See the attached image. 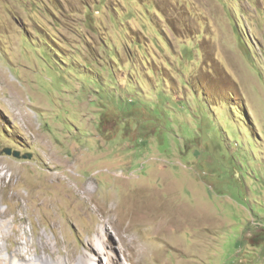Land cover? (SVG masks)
I'll return each mask as SVG.
<instances>
[{
    "label": "rangeland",
    "instance_id": "rangeland-1",
    "mask_svg": "<svg viewBox=\"0 0 264 264\" xmlns=\"http://www.w3.org/2000/svg\"><path fill=\"white\" fill-rule=\"evenodd\" d=\"M0 161L39 252L119 215L147 264H264V0H0Z\"/></svg>",
    "mask_w": 264,
    "mask_h": 264
},
{
    "label": "bare ground",
    "instance_id": "bare-ground-1",
    "mask_svg": "<svg viewBox=\"0 0 264 264\" xmlns=\"http://www.w3.org/2000/svg\"><path fill=\"white\" fill-rule=\"evenodd\" d=\"M30 127H32V124H30ZM12 179L13 173L9 183L12 182ZM55 179L51 181L53 186H56L58 178ZM2 188L3 183H0V193ZM6 214V211L0 210V218ZM121 217L118 215L116 218L104 220L103 228L98 230L95 237L91 239L87 252L79 260L74 259L75 253L69 248L66 251L65 260L55 256V251L49 246V240L43 239L44 252H39L38 249H35V244L32 241L19 238V228L13 227L14 234H11L9 231L12 228L10 222L6 219L0 220V242L3 241L0 245V252L3 247L9 252L8 258L0 257V264H126L122 254L132 264H147L144 261L147 249L138 248L139 240L135 236L134 227L125 225V219ZM112 232H114L117 239L112 237ZM25 234L26 231L23 232V238H26ZM56 245L61 251V243L58 238H56Z\"/></svg>",
    "mask_w": 264,
    "mask_h": 264
},
{
    "label": "water",
    "instance_id": "water-1",
    "mask_svg": "<svg viewBox=\"0 0 264 264\" xmlns=\"http://www.w3.org/2000/svg\"><path fill=\"white\" fill-rule=\"evenodd\" d=\"M7 152H8L9 154H11V153H12V150H11L10 148H8V149H7ZM14 155H15V156H20V152H19V151H14Z\"/></svg>",
    "mask_w": 264,
    "mask_h": 264
}]
</instances>
